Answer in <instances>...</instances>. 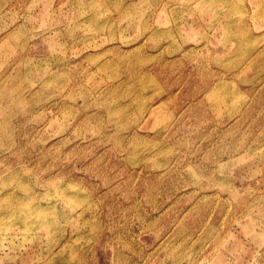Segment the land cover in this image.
Wrapping results in <instances>:
<instances>
[{"label": "rangeland", "instance_id": "rangeland-1", "mask_svg": "<svg viewBox=\"0 0 264 264\" xmlns=\"http://www.w3.org/2000/svg\"><path fill=\"white\" fill-rule=\"evenodd\" d=\"M0 264H264V0H0Z\"/></svg>", "mask_w": 264, "mask_h": 264}]
</instances>
